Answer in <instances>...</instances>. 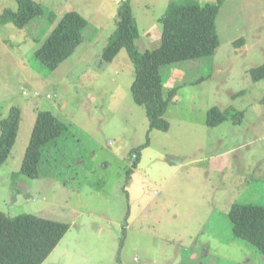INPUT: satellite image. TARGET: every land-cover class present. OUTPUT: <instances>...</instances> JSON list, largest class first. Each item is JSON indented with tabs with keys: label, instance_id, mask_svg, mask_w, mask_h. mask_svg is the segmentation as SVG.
I'll return each instance as SVG.
<instances>
[{
	"label": "rangeland",
	"instance_id": "rangeland-1",
	"mask_svg": "<svg viewBox=\"0 0 264 264\" xmlns=\"http://www.w3.org/2000/svg\"><path fill=\"white\" fill-rule=\"evenodd\" d=\"M34 1L42 16L22 30L0 27V117L12 106L21 111L0 166V211L69 225L43 264H264L233 237L228 218L233 204L264 207V79L249 74L264 63V0H222L213 55L163 67L165 91L178 88L166 132L148 131L145 110L132 98L126 51L110 63L100 59L122 0ZM170 1L186 0H129L150 49ZM16 7L0 0V13ZM67 11L87 21L85 36L99 34L48 72L34 52ZM212 107L229 118L209 128ZM36 111L51 112L67 132L43 148L40 176L31 179L18 172ZM147 138L133 166L131 152Z\"/></svg>",
	"mask_w": 264,
	"mask_h": 264
},
{
	"label": "trees",
	"instance_id": "trees-1",
	"mask_svg": "<svg viewBox=\"0 0 264 264\" xmlns=\"http://www.w3.org/2000/svg\"><path fill=\"white\" fill-rule=\"evenodd\" d=\"M16 9L6 8L0 13V27L12 24L22 30L34 19L42 16V6L34 0H15ZM222 0L200 3L197 0L170 1L160 19L162 24L159 47L140 52L135 41L138 30L129 0H122L116 10V28L109 35L100 59L110 63L124 49L134 69L131 94L134 102L143 107L148 120V131L166 132L169 124L164 115L177 92V87L165 91L163 67L210 57L219 46L216 18ZM87 21L75 11L65 12L34 57L52 72L70 58L84 40ZM243 44V39L233 42ZM253 82L264 79V63L249 71ZM241 116L240 112L234 114ZM228 110L210 108L206 113V126L213 128L228 120ZM21 121L18 107L9 108L0 117V166L5 163L16 142ZM238 121V119H237ZM67 132V126L49 111H36L31 136L26 147L19 174L31 179L38 178L39 164L44 147L54 144ZM149 145V138L141 148L133 150L135 162L139 150ZM136 163V164H135ZM228 218L233 237L256 249L264 258V207L233 204ZM69 225L30 214L8 217L0 211V264H43L52 253Z\"/></svg>",
	"mask_w": 264,
	"mask_h": 264
},
{
	"label": "crops",
	"instance_id": "crops-1",
	"mask_svg": "<svg viewBox=\"0 0 264 264\" xmlns=\"http://www.w3.org/2000/svg\"><path fill=\"white\" fill-rule=\"evenodd\" d=\"M98 34H99L98 33V30H96V31L94 30L91 35H89V36H85L84 35L83 42L77 47L76 51L73 53V55L70 58H72L74 55H76L78 53L77 51L79 49H81L82 47H84L83 49H86L85 46H89V47L92 46V44L95 43ZM160 35H161V32H160ZM135 43H136V46H137V48H138V50L140 52H144L146 50H152V49H150L148 47L150 45V40L146 36H144V38L143 37L139 38V36H138V38L135 41ZM152 44L157 45L155 48L159 47V45H160V39H159V42L153 41ZM155 48H153V49H155ZM254 259H255V257H253V260Z\"/></svg>",
	"mask_w": 264,
	"mask_h": 264
},
{
	"label": "built area",
	"instance_id": "built-area-1",
	"mask_svg": "<svg viewBox=\"0 0 264 264\" xmlns=\"http://www.w3.org/2000/svg\"><path fill=\"white\" fill-rule=\"evenodd\" d=\"M23 95H24V96H25V95L27 96L28 94H27L26 92H24ZM34 96H37V93H34Z\"/></svg>",
	"mask_w": 264,
	"mask_h": 264
},
{
	"label": "clouds",
	"instance_id": "clouds-1",
	"mask_svg": "<svg viewBox=\"0 0 264 264\" xmlns=\"http://www.w3.org/2000/svg\"><path fill=\"white\" fill-rule=\"evenodd\" d=\"M135 157V156H134Z\"/></svg>",
	"mask_w": 264,
	"mask_h": 264
}]
</instances>
